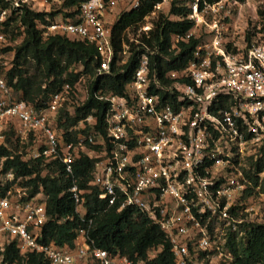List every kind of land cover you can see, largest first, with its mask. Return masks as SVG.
Returning <instances> with one entry per match:
<instances>
[{
  "label": "built area",
  "instance_id": "1",
  "mask_svg": "<svg viewBox=\"0 0 264 264\" xmlns=\"http://www.w3.org/2000/svg\"><path fill=\"white\" fill-rule=\"evenodd\" d=\"M67 1L0 0V49L7 43L4 23L12 15L20 20L26 7L45 13L46 21H38L45 40L61 35L95 44L101 57L97 74L109 72L113 25L141 0H78L74 7H65ZM171 2L159 0L143 22L125 31L122 62L132 48L142 46L144 51L124 94L95 93L108 102L105 136L92 113L68 128L60 125L61 111L74 115L88 99L90 85L75 110L69 105L77 96V85L70 84L36 108L17 97L0 70V145H6L9 125L14 124L23 141L30 139L21 153L24 161L62 164L73 176L69 190L80 217L87 211L85 194L95 189L110 207L132 208L159 225L171 242L176 264H215L232 259L230 238L242 236L243 225L262 222L264 192L254 187L246 169L247 157L264 147V24L251 44L245 38L240 44L231 31L234 11L242 3L191 0L193 28L174 35L172 48L193 37L200 42L187 67L170 70L162 78L151 65L156 50L141 39L151 36L161 14L171 15ZM58 10L53 17L48 14ZM11 65L0 59L5 72ZM221 96H230L227 108L219 106ZM68 132L75 133L74 139H66ZM82 154L94 159L86 188L74 177ZM21 180L0 164L1 250L15 242L23 257L41 254L47 264H134L127 256L95 246L85 229L79 230L73 249L45 241L48 195L42 186L31 195Z\"/></svg>",
  "mask_w": 264,
  "mask_h": 264
},
{
  "label": "trees",
  "instance_id": "2",
  "mask_svg": "<svg viewBox=\"0 0 264 264\" xmlns=\"http://www.w3.org/2000/svg\"><path fill=\"white\" fill-rule=\"evenodd\" d=\"M158 1L141 0L137 8L120 15L112 28L114 56L110 62V69L109 72L100 75L97 72L101 57L95 44L61 35L45 40L38 28V21H46L45 13L34 12L25 7L20 20L12 15L4 23V31H8L10 27L12 33L24 36L21 43L15 47L11 67L6 72L2 68L0 70L5 74L8 85L18 93L17 97L36 108L45 106L50 95L64 84L74 87L83 75L89 76L92 82L88 99L76 108L74 115L62 110L60 125L68 128L92 113L98 119L97 129L105 136L108 102L96 98L95 93L98 91L120 95L125 93L126 85L131 80L139 57L144 51L142 46L138 49L132 48L127 61L122 62L121 51L125 31L128 27L143 22ZM237 1L245 3L248 0ZM77 2L78 0H68L64 6L74 7ZM189 2L191 0H172L171 15L161 14L151 36L141 39L146 46L156 50L151 55V65L159 77L164 78L170 70L187 67L200 42V38L193 37L188 41H179L178 48H172L174 35H184L193 28L194 22L189 18L191 13ZM59 11L61 12L51 11L48 14L53 17ZM76 12L77 9L73 14ZM19 22L24 26V31L21 30V25L18 26ZM259 24L247 31L245 36L247 44H251L252 39L261 32L264 19ZM165 82L171 83L169 79H165ZM161 93L165 97V94ZM229 97L221 96L219 106L227 108L231 102ZM11 132V129L7 132L6 145H0V164L5 171L12 169L17 177L21 176V183L30 187L31 195L38 192L40 186L48 195L47 208L50 220L43 230L45 241L73 249L79 230L85 229L95 246L109 251L112 255L127 256L134 264H176L171 242L159 225L132 208L118 210L116 207H110L107 201L99 199L95 189L92 193L85 194L87 211L80 217L76 212L73 194L69 190L73 176L67 175L62 164H45L42 159L24 161L21 153H18V144L12 138ZM74 137L75 133L68 132L66 139L70 141ZM93 165L94 159L86 154H82L76 161L74 177L78 179L81 188L87 187ZM247 166L246 172L250 175L254 187L259 185L264 192V175L259 176L260 172L264 173V147L257 154L247 157ZM46 169L48 171L44 174ZM64 218L65 220L61 222ZM242 229L244 230L242 236L233 234L230 238L229 250L232 259H222L215 264H264V221L247 223ZM5 263L47 264V260L41 254L23 257L16 243L12 242L3 250L0 249V264ZM85 264L97 263L88 261Z\"/></svg>",
  "mask_w": 264,
  "mask_h": 264
},
{
  "label": "rangeland",
  "instance_id": "3",
  "mask_svg": "<svg viewBox=\"0 0 264 264\" xmlns=\"http://www.w3.org/2000/svg\"><path fill=\"white\" fill-rule=\"evenodd\" d=\"M264 19V0H248L245 3H242L240 7H237L234 11V19H233V28L231 31V36L235 41H238L240 44H243V39L246 36L248 30L253 29L254 25H258L260 21ZM262 25V24H261ZM19 26V25H18ZM260 26V24H259ZM20 28V27H19ZM11 28L7 31V43L2 46L0 49V59L2 61H6L9 65L12 63L15 56V47L19 45L20 39L22 40L23 35H17V33H12ZM18 31V30H16ZM91 78L89 76L83 75L81 79H79L78 83H76L77 87V96L74 95L72 97V103L69 105L72 110H75V106L80 101V97L83 96L84 91L90 85ZM15 94H18L15 91ZM74 107V108H73ZM14 124H10L9 128L12 130V138L18 144V153H24L28 147L30 146V139L26 143L23 141L16 132H14ZM14 134V135H13ZM20 140H19V138ZM45 166V165H43ZM48 170H44L46 173ZM262 214V221H264V204H262L260 208ZM261 222V220H259ZM87 262H84V264ZM82 264V263H79Z\"/></svg>",
  "mask_w": 264,
  "mask_h": 264
}]
</instances>
